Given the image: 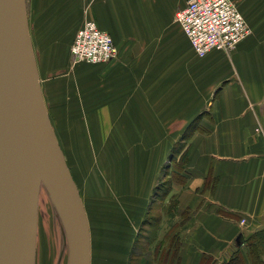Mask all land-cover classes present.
<instances>
[{"label":"crops","instance_id":"obj_1","mask_svg":"<svg viewBox=\"0 0 264 264\" xmlns=\"http://www.w3.org/2000/svg\"><path fill=\"white\" fill-rule=\"evenodd\" d=\"M185 3L32 0L35 20L28 34L38 80V49L47 57L71 56L81 18L93 19L112 36L121 58L106 79L113 82V91L103 92L108 95L97 99L96 107L86 109L85 132H171L163 140L150 138L146 145L133 148V153H142L136 171L144 181L156 159L154 154H158L155 175L161 165L173 164L171 151L182 133L190 132L182 140L184 160L169 168L174 177L170 192L175 215L185 213L178 220L175 264H216L236 251L250 263L242 252L248 246L247 238L264 237V0H259V20L249 19L243 6L235 3L251 33L232 50L211 49L203 56L195 53L174 19ZM73 25L77 27L72 37ZM94 70V77L87 76L85 84L102 83L101 68ZM71 129L74 132V125ZM92 144L93 162L102 169L101 179L108 182L112 193L99 194L87 206L82 202L89 264H128L153 199L155 176L147 188L130 179L126 182L125 177L116 185L115 179L120 178L109 171L114 140ZM148 260L156 264L155 259Z\"/></svg>","mask_w":264,"mask_h":264},{"label":"rangeland","instance_id":"obj_2","mask_svg":"<svg viewBox=\"0 0 264 264\" xmlns=\"http://www.w3.org/2000/svg\"><path fill=\"white\" fill-rule=\"evenodd\" d=\"M233 2L237 6H243L244 11L248 13L247 17L249 19L254 18V20H259V0H233ZM24 3L30 33L31 23L33 25L35 20L32 14V0H24ZM85 18L87 17L81 18L80 22ZM76 27L77 25H73L72 27V37ZM249 33H251V28ZM64 35L67 38L68 34L65 33ZM37 53L39 54L36 60L40 63L38 83L42 86V90L40 91L46 117L81 201L87 206L88 202L90 204L93 203L94 198H97L99 194L112 193L109 189L108 182L105 179H101L103 178L102 169L99 170L95 166V162H93L96 153L90 146L96 140L106 143V140L111 142L113 139V157L109 154L113 158L111 159L113 163L110 164L109 171H112L115 178H120L115 179L116 185L118 183L122 184L121 179L125 177L126 182H129L130 179L131 183H136L137 186L143 184L147 188L154 176V183L152 180L153 190L156 185L161 184L158 195L153 196L150 205H148L147 213L143 218L146 222H141L139 226L132 245V252L131 254L129 253V257L131 256L134 260H130L129 264H136L141 256L153 261L155 259L156 264H175L178 258V243L176 238V233L179 230L178 220L181 217L184 218L185 213L178 216V218L175 215V201L171 196L173 189L171 179L174 177L169 168L170 166H179L182 163L181 158L183 153L181 152L185 142L181 138L178 140V143L171 151V162L173 161V164L171 163L172 165L169 164V166L166 164V167L161 165L158 169L159 173L155 175L153 172L155 170L154 166L158 162V154H154L156 159L154 157L152 159L154 163L150 166V175L145 181L143 177L139 179V170L136 171V168L140 161L139 156L142 153H138L137 151L133 153V148L135 147L137 149L140 146L146 145L150 138L163 140L166 138V134L171 135V132H85V122L83 120L84 115H86V109L90 106L93 108L96 107V100H101L103 95H108L103 94V92L111 93L113 91V82H106V79L112 73L111 68L120 64L121 57L118 53L112 60L104 63H90L85 61L74 63L71 56L47 57L43 55L42 48L38 49ZM94 67H100V73H103L102 83L97 84V86L95 81L91 79L92 82L85 84V82L89 81L87 76L94 77ZM68 123L74 125V132H72L71 125L69 127ZM92 123L95 125V121ZM87 141L90 144L86 147L85 144ZM136 156L137 160H135ZM133 165L136 166L135 169ZM105 168L107 167L105 166ZM91 176L95 177V181L91 179ZM88 177H90L89 181ZM89 182H93V184ZM40 187L36 208V235L33 264H68V241L63 223L46 187L42 183ZM49 211L54 217V229L56 226L60 234L62 233L58 246L61 250L58 252L57 248L55 253L52 251L53 245L50 241L51 235L49 231H52L51 229L53 227L49 223ZM252 239L254 237L247 238L246 242L249 245L243 248L242 251L243 254L245 253L248 256V260L250 261V263L245 264H264V260L261 259L263 249L259 247V244L252 249L250 242L255 240ZM244 240V238L241 239V241ZM237 254L240 257L244 256L239 251H237ZM206 264H211V262H206ZM216 264H222V262Z\"/></svg>","mask_w":264,"mask_h":264},{"label":"water","instance_id":"obj_3","mask_svg":"<svg viewBox=\"0 0 264 264\" xmlns=\"http://www.w3.org/2000/svg\"><path fill=\"white\" fill-rule=\"evenodd\" d=\"M40 182L65 227L68 264H89L87 218L46 117L24 0H0V264H33Z\"/></svg>","mask_w":264,"mask_h":264},{"label":"built area","instance_id":"obj_4","mask_svg":"<svg viewBox=\"0 0 264 264\" xmlns=\"http://www.w3.org/2000/svg\"><path fill=\"white\" fill-rule=\"evenodd\" d=\"M174 19L198 56L211 49L232 50L250 32L232 0H186ZM70 54L74 63H104L116 57L117 46L108 32L86 18L75 33Z\"/></svg>","mask_w":264,"mask_h":264},{"label":"trees","instance_id":"obj_5","mask_svg":"<svg viewBox=\"0 0 264 264\" xmlns=\"http://www.w3.org/2000/svg\"><path fill=\"white\" fill-rule=\"evenodd\" d=\"M190 132H183V134H182V140H184V139H186V135H188ZM171 156H172V153H171ZM182 160H184V154L182 155V158H181ZM163 167H166V165L165 166H163ZM170 174V173H169ZM160 186H161V184H159V185H156L155 187H154V190H153V192H152V195L155 197L156 195H158V193H159V189H161L160 188ZM143 223H145L146 222V220L145 219H143V221H142ZM255 239V240H254ZM254 239H252V240H254V241H252V242H250V246L252 247V249L254 248V246L255 247H257L258 246V244H259V247H263V249H264V237H262L261 239H259V238H254ZM248 245H249V243H248ZM131 252H132V249H131ZM131 254V253H130ZM130 260H134V259H132L131 258V256L129 257V262H128V264L130 263ZM254 260H255V258H254ZM246 263V261H245V258H244V256L243 257H240L238 254H237V251L236 252H234L232 255H230V257L226 260V261H224V262H222V264H245ZM132 264V263H131ZM136 264H150V262H149V260L146 258V257H141L139 260H138V262L136 263ZM259 264V263H258Z\"/></svg>","mask_w":264,"mask_h":264},{"label":"bare ground","instance_id":"obj_6","mask_svg":"<svg viewBox=\"0 0 264 264\" xmlns=\"http://www.w3.org/2000/svg\"><path fill=\"white\" fill-rule=\"evenodd\" d=\"M25 19H26V13H25ZM26 26H27V21H26ZM27 33H28V28H27ZM28 38H29V34H28ZM29 43H30V40H29ZM30 48H31V45H30ZM31 53H32V51H31ZM33 56V55H32ZM34 59V58H33ZM35 62V61H34ZM36 67V66H35ZM36 72H37V70H36ZM89 124V123H88ZM143 135V134H142ZM93 145V144H92ZM94 148V147H93ZM127 150V149H126ZM120 160V159H119ZM124 185H125V183H124ZM41 186V182L39 183V187ZM41 188V187H40ZM124 193V192H123ZM55 206V205H54ZM57 210V209H56ZM58 212V211H57ZM49 213V223H50V225H51V227H53V223H54V217H53V214H51L50 213V211L48 212ZM59 214V213H58ZM60 216V215H59ZM61 219V218H60ZM62 221V220H61ZM63 223V222H62ZM64 226V225H63ZM61 228V227H60ZM62 229V228H61ZM64 229H65V227H64ZM52 231H49L50 232V235H51V237H50V241H51V244L53 245L52 247V251H54V253L56 252V250H57V248H58V252H59V250H61L60 249V247H58L59 246V241H60V237H61V234H60V232L57 230V228H56V226H55V229H54V227H53V229H51ZM62 231V230H61ZM65 233H66V230H65ZM35 235H36V230H35ZM66 237H67V235H66ZM68 241V240H67ZM68 251H69V245H68ZM61 252V251H60ZM59 255V254H58ZM33 261H34V259H33ZM68 261H69V259H68Z\"/></svg>","mask_w":264,"mask_h":264}]
</instances>
